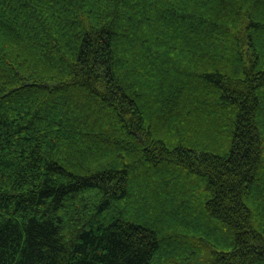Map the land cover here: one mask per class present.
<instances>
[{"label":"trees","instance_id":"trees-1","mask_svg":"<svg viewBox=\"0 0 264 264\" xmlns=\"http://www.w3.org/2000/svg\"><path fill=\"white\" fill-rule=\"evenodd\" d=\"M0 264H264V0H0Z\"/></svg>","mask_w":264,"mask_h":264}]
</instances>
